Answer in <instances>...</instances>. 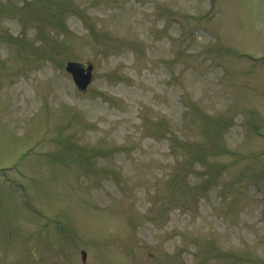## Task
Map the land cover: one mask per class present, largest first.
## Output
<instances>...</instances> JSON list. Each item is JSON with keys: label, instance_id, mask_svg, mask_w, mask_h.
I'll use <instances>...</instances> for the list:
<instances>
[{"label": "rangeland", "instance_id": "374dc122", "mask_svg": "<svg viewBox=\"0 0 264 264\" xmlns=\"http://www.w3.org/2000/svg\"><path fill=\"white\" fill-rule=\"evenodd\" d=\"M0 264H264V0H0Z\"/></svg>", "mask_w": 264, "mask_h": 264}, {"label": "water", "instance_id": "95a60500", "mask_svg": "<svg viewBox=\"0 0 264 264\" xmlns=\"http://www.w3.org/2000/svg\"><path fill=\"white\" fill-rule=\"evenodd\" d=\"M93 65L91 63L82 64L78 61H67L65 70L69 72L76 86L84 90L92 78ZM82 258L85 259V252L82 251Z\"/></svg>", "mask_w": 264, "mask_h": 264}]
</instances>
